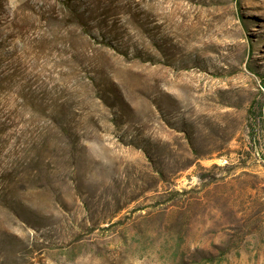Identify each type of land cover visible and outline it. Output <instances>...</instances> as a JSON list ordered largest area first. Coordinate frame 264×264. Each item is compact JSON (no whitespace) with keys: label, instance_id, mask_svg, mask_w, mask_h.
<instances>
[{"label":"rangeland","instance_id":"obj_1","mask_svg":"<svg viewBox=\"0 0 264 264\" xmlns=\"http://www.w3.org/2000/svg\"><path fill=\"white\" fill-rule=\"evenodd\" d=\"M0 264H264V0H0Z\"/></svg>","mask_w":264,"mask_h":264}]
</instances>
